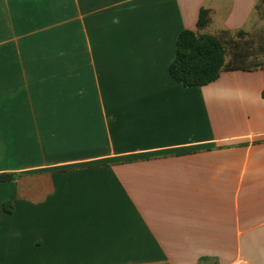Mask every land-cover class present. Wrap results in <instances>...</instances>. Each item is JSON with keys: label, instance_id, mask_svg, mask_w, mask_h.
Instances as JSON below:
<instances>
[{"label": "crops", "instance_id": "0c3cea01", "mask_svg": "<svg viewBox=\"0 0 264 264\" xmlns=\"http://www.w3.org/2000/svg\"><path fill=\"white\" fill-rule=\"evenodd\" d=\"M261 13L0 0V264H264V66L238 42ZM183 30L250 69L184 87Z\"/></svg>", "mask_w": 264, "mask_h": 264}, {"label": "trees", "instance_id": "16d2710c", "mask_svg": "<svg viewBox=\"0 0 264 264\" xmlns=\"http://www.w3.org/2000/svg\"><path fill=\"white\" fill-rule=\"evenodd\" d=\"M205 23V13L200 12L197 27ZM224 56L225 48L218 37L183 30L176 38L175 56L168 73L184 87H197L215 81L223 70L250 69L240 66L236 58L225 63ZM10 178V175H0V181Z\"/></svg>", "mask_w": 264, "mask_h": 264}, {"label": "rangeland", "instance_id": "374dc122", "mask_svg": "<svg viewBox=\"0 0 264 264\" xmlns=\"http://www.w3.org/2000/svg\"><path fill=\"white\" fill-rule=\"evenodd\" d=\"M261 15H264V13H261ZM261 19H264V16H261ZM259 31V33H256V31ZM255 33L249 34L247 38H243L242 40H239V45L243 48H248V52L251 54L260 56V62L264 66V26L261 27V29H257ZM231 46L232 44L229 42L227 43L225 48L226 57H228L231 54ZM252 66V64H251Z\"/></svg>", "mask_w": 264, "mask_h": 264}]
</instances>
